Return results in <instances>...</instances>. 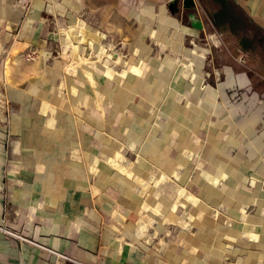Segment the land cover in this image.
Listing matches in <instances>:
<instances>
[{"label": "crops", "instance_id": "obj_1", "mask_svg": "<svg viewBox=\"0 0 264 264\" xmlns=\"http://www.w3.org/2000/svg\"><path fill=\"white\" fill-rule=\"evenodd\" d=\"M85 1L90 2L91 9L104 10L99 16L96 13L94 19L95 23L103 16L102 32L121 36L122 47L133 51L138 48L140 53L135 56L140 55L139 59L149 65L156 66L157 56L147 58V51L158 48L160 42L162 48H172L176 39L175 45L180 48L184 37L198 50L215 49L221 65L214 97L206 89L202 108L198 111L192 107L188 113L204 116L208 144L203 150L211 146L221 155L215 153L210 158L207 154L211 162L220 164L221 157L227 158L230 150L237 153L232 160L227 158L230 165H225L224 171L219 169L213 174L227 173L219 185L223 198L218 192L219 198L210 201L209 194L217 188L205 181L201 194L188 207L197 218L156 217L158 226L166 229L154 234L153 240H145L139 231L130 233L127 219L114 216L116 204L122 205L116 195L135 192L123 183L98 186L100 169L94 175L88 166L96 163L98 147L104 145L100 139L102 145L94 142L98 111L90 108L82 117L75 106V111L63 108L62 113L52 105L60 82L71 81L69 77L76 80L78 75L86 78L82 69L77 75H67L65 59L55 54L66 46L69 50L75 46L67 41L55 18L79 21L82 18L78 12ZM129 1L0 0V87L9 86L7 102L0 104V225L80 262L59 259L40 246L0 230V264H264V0H199L201 20L191 16L189 24H179V19L167 12L166 3L171 0H136L138 10L130 19L131 14L119 11ZM155 3L161 7L158 15L150 5ZM158 17L161 29L157 31ZM196 21H202L201 27L194 25ZM152 22L154 25L150 26ZM129 33L136 37L133 42H124L123 35ZM202 33L210 41L204 47L195 38ZM226 49L232 51L230 57ZM34 50V57H28ZM198 58L202 62L204 57ZM176 62L175 65L180 61ZM159 63H164L162 58ZM107 80L105 83H109ZM192 81L179 73L171 84L178 89L180 83L187 86ZM107 83L104 92L112 104V116L123 110L127 102L130 106L137 86L132 91L124 87L109 90ZM229 88L234 94H241L238 105L231 101L234 94L229 95ZM35 90L43 91L42 99L49 92L53 95L48 113L42 112L44 102L40 107L32 106ZM93 97L95 100L96 95ZM18 103L22 106L18 107ZM57 132L62 133L61 137L55 135ZM246 150L248 153L244 154ZM52 160L55 162L51 171L48 162ZM172 162L171 158L169 168L174 166ZM145 163L138 162V173L143 176L155 165L146 167ZM46 164L48 169L42 174ZM157 176H162L160 167ZM230 180L239 183L227 186L226 181ZM137 187V194L141 195L144 191L138 192ZM159 189L156 195L163 192L173 196L175 192ZM242 192L247 196L246 205L238 198ZM262 196L259 205L256 199ZM200 200L204 202L201 204ZM153 213L157 216L158 209L154 207Z\"/></svg>", "mask_w": 264, "mask_h": 264}, {"label": "rangeland", "instance_id": "obj_2", "mask_svg": "<svg viewBox=\"0 0 264 264\" xmlns=\"http://www.w3.org/2000/svg\"><path fill=\"white\" fill-rule=\"evenodd\" d=\"M82 5L84 6L78 12V16L82 19L77 22L66 17L55 18L57 25V20H59V27L65 31L67 41L75 45L72 50H69V47L66 46L64 51H56L55 54H57L58 58L65 59L67 75L68 73L77 75L82 69V73H85L87 79L78 75L76 80L73 77H69L71 81L60 82L58 87H56V95L58 96H56L52 105L62 113L64 109L75 111L73 107L75 106L82 117L87 116L90 108L95 112L98 111L97 138H95L94 142L100 146L101 140L104 145L98 147L96 163L88 166L94 172V175H97L100 169L96 180L98 186H103L104 188L107 186L114 187L119 183H123L129 187L130 191L133 190L135 192L133 193L132 191L133 195L129 196L116 195L120 198L123 206L116 204L114 216L127 219L130 224L126 229L130 233L139 231L140 234L142 232L145 236V240H153L152 236L154 234H159L161 229H166L158 226L159 223L155 222V219H158L156 217H161L162 220H170L175 217L178 219L187 217V220L197 218L196 212L188 207L190 203L195 201V197L201 194L205 181L208 182L210 187L217 188L216 192L209 194L211 196L210 201L219 198L218 192L221 193V198H223L219 185L222 179L226 180L227 173L223 172L220 176L213 174L219 169L224 171L225 165L227 167L230 165V161L227 158L232 160L237 153L230 150L226 155L227 158L221 157L222 162L220 164L211 162L207 154L211 158L216 151L211 146H207L205 152L203 150L205 149L204 144L206 145L207 143L205 125H203L204 116L188 113V110L192 107L197 108L198 111L202 108V95L206 89L209 90L211 97H214V87L217 85L219 74H217V70L220 65L217 51L215 49L198 50L195 45L189 43L190 39L186 41V37H184L180 48L175 45L177 43L176 39L172 48H169L168 45L167 48H162L160 42L157 44L159 45L158 48L147 51V58L149 56H157L155 60L156 66L149 65L148 61L139 59L140 55L135 56L140 53L138 48L133 51L122 47L123 39L121 36L116 37V35H107L102 32V27L105 26H102V20L100 19L103 16L99 17L94 23L96 13L99 16L101 12L103 14L104 10H96L95 7L91 9L88 1L82 2ZM124 5V10L119 7V11L131 14L130 19H132V14H136L139 3L136 0H130L129 2H124ZM150 5H152L158 15L161 11L159 3ZM166 10L169 14L179 19V24H189L191 16L201 20L199 12H202V3L199 0H195L194 5L186 6L184 0H171L166 3ZM91 15L94 18H91ZM206 20L208 21L209 19L206 18ZM201 22L196 21L194 25L201 27ZM156 23L155 27L158 31L161 29L159 17ZM85 24L87 28L84 26ZM152 25H154L153 22L150 26ZM171 35L172 33L168 34V36ZM135 37V34L132 33L123 35L124 42H133ZM195 38L202 47L210 42L204 33ZM146 39L149 42L150 35ZM222 43L227 48L225 42L222 41ZM192 52L193 54H190ZM226 52L227 56L230 57L232 51L226 49ZM29 53H32V57H34L35 50ZM199 55L204 57L202 62L198 60ZM28 57L31 56L28 55ZM161 58L163 59V64L159 63ZM189 60L193 63L190 64ZM176 61H180L179 64L175 65ZM85 63L92 67L85 65ZM179 73L187 79H193V81L188 83L187 86H184V83H180L178 85L179 88L176 89L175 84H171V82H174L176 75ZM155 78L156 81L152 82V79ZM34 80L36 79L34 78ZM105 80L109 82H106L109 85V90L124 87L128 91H132L131 89L137 86V90L132 94L133 101L129 104L130 106H128L127 102L123 110L115 111L112 116V104L107 102L104 92ZM34 82L37 85L39 84L36 81ZM5 85L7 87H0V104L3 101L7 102L5 99L7 98L9 86ZM42 92V90H35L32 106L40 107L44 102L42 112L48 113L51 106L49 101H52L53 95L49 92L50 95L46 96L47 93H45L46 97L42 99ZM228 92L230 95L234 94L235 91H231L229 88ZM95 95L96 98L94 100L93 96ZM230 99L235 105H238L242 100L241 94L231 95ZM20 106L22 104L18 103V107ZM121 111L122 113L120 114L119 112ZM106 116L109 117L108 120ZM81 133L83 134V132ZM61 134V132L55 133L57 137H61ZM87 135L89 136L88 133ZM92 137L95 136L92 135ZM107 143H113V146H107ZM257 146L260 149L262 147L258 141ZM155 148L160 150L157 151ZM74 151L78 152L79 148H74ZM153 151L157 152L158 157ZM243 153L247 154L248 150ZM39 154L41 155L40 152ZM79 156L84 160L82 154ZM159 156L164 159L165 164H162L163 159ZM170 156L173 159L172 165H174L171 168H169V163H171ZM140 160L146 161V167L155 164L150 167L147 176L138 173V162ZM54 162L55 160L48 162L51 171ZM44 166L42 174H45L48 169L47 164ZM159 167L162 176L158 177ZM105 172L108 177H105ZM175 173H178V175ZM237 182L238 180L226 181L227 186H236ZM136 187L138 192H144L138 195ZM142 187L144 189H141ZM159 187L165 191L167 190L166 192L172 189L176 193L171 192L173 196L163 192L156 195L159 192L158 190H160ZM243 192L238 198L241 199L243 205H246L247 201H245V198L247 196ZM99 196L109 198L103 194ZM262 201L263 196L256 199V203L259 205L262 204ZM203 202L204 200H200L199 203L202 204ZM132 204L134 205L131 206ZM174 206H177L175 210H173ZM154 207L158 209L159 214L157 216L153 213ZM171 214L173 217L170 216Z\"/></svg>", "mask_w": 264, "mask_h": 264}, {"label": "built area", "instance_id": "obj_3", "mask_svg": "<svg viewBox=\"0 0 264 264\" xmlns=\"http://www.w3.org/2000/svg\"><path fill=\"white\" fill-rule=\"evenodd\" d=\"M28 55L31 56V57L33 56L32 53H29ZM0 230H4L5 232H7V233L10 234V235L17 236V237H19V238L25 239V240L29 241L30 243H32V244H34V245H36V246H40L42 249H44V250H46V251H48V252H50V253L56 255L59 259H63V260H71V261H73V262L80 263V262H78L77 260H75V259H73V258H70L68 255H66V254H64V253H61V252H58V251L53 250V249H51V248H48V247H46V246H43V245L39 244V243L36 242V241L29 240L28 238H26V237H24V236H21V235H19V234H16L15 232H12L11 230H7V229H5V228H4L3 226H1V225H0ZM82 264H100V263H82Z\"/></svg>", "mask_w": 264, "mask_h": 264}, {"label": "water", "instance_id": "obj_4", "mask_svg": "<svg viewBox=\"0 0 264 264\" xmlns=\"http://www.w3.org/2000/svg\"><path fill=\"white\" fill-rule=\"evenodd\" d=\"M186 6H191L195 4V0H184Z\"/></svg>", "mask_w": 264, "mask_h": 264}, {"label": "bare ground", "instance_id": "obj_5", "mask_svg": "<svg viewBox=\"0 0 264 264\" xmlns=\"http://www.w3.org/2000/svg\"><path fill=\"white\" fill-rule=\"evenodd\" d=\"M81 25V24H80ZM86 28H87V26H86V24L84 25ZM97 50H99L98 48H97ZM188 60V59H187ZM190 64H192L193 62L192 61H188ZM167 180V179H166Z\"/></svg>", "mask_w": 264, "mask_h": 264}]
</instances>
